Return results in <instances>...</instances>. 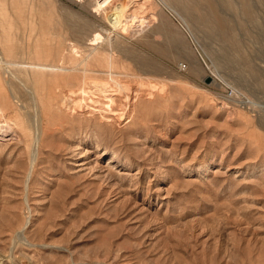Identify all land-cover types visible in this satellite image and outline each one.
Here are the masks:
<instances>
[{"label":"rangeland","instance_id":"1","mask_svg":"<svg viewBox=\"0 0 264 264\" xmlns=\"http://www.w3.org/2000/svg\"><path fill=\"white\" fill-rule=\"evenodd\" d=\"M13 1L11 41L87 57L79 86H98L71 117L44 95L62 85L24 73L44 98L34 165L23 110L0 109V264H264V0H146L118 29L40 0L52 37L23 35L39 10Z\"/></svg>","mask_w":264,"mask_h":264},{"label":"bare ground","instance_id":"2","mask_svg":"<svg viewBox=\"0 0 264 264\" xmlns=\"http://www.w3.org/2000/svg\"><path fill=\"white\" fill-rule=\"evenodd\" d=\"M77 1L89 2L92 5H94V11L95 12L102 11L106 16V19L110 22L109 24H111L113 28L118 29L121 27V25H123L122 22L124 20L123 18L125 14L127 12H130V14H132L133 12H135V10L137 11V8L138 9L143 8L145 6L146 0H77ZM150 2L151 0L149 1V3ZM49 3H44V2L41 3L40 0H33V2L30 4V8L32 10L37 8L39 12H37V15H35V17H33L34 22H32L33 20L31 17H24V19L23 17L22 18L20 17L22 19V23H20L19 27L22 28L23 35L31 36L30 34L33 33L38 34L39 32V34H41L48 32L51 35V37L53 36L52 35L53 28L55 26L54 13H53L54 8ZM44 5H47V7H44ZM20 6H23V2L14 3L13 1L12 5L10 6L5 5L4 7H2L3 11L2 13L0 12L2 14V16L0 17V88L1 90L4 91L5 94L4 101L1 102L0 100V109L3 110L4 115L6 114L4 112L5 111L8 112V110L11 109L10 108L11 106H15L23 110V113L22 112L19 113L20 115H23V117H21L22 119H19L20 122L16 120L14 125H16V127L20 129L24 139L26 140L27 145L30 146L32 165H34L38 158L41 142L43 141V138L46 135L45 131L41 129V120H40V111H39L41 107L40 106L41 101L44 100V98L42 95L43 93H40L39 91L37 92L36 87L34 85L32 86V82H33L32 79L31 80L28 79L26 75L25 77L23 76L24 73L28 74L29 76H34L35 74L36 75L42 74V77L48 76L49 78L53 79L55 83H58L57 87H60V85H62L63 89L61 91L52 89L49 92V94L51 95L50 98L48 97V93L47 94L44 93V95L46 96V98L49 99L50 102H53L57 107L62 108L71 117H75V116L83 117L86 115L89 107L87 104L88 103L87 98L90 99V97L93 96L92 98L96 99L94 97L93 90H95L94 88L97 87L98 85L92 87L90 83L84 81V86L81 87L79 86L80 85L79 81H81L79 74L81 72L86 73L87 71H89L87 70V68H85V64H86L85 62L87 61V57L81 59H75L74 57L69 55V53H67L68 55L66 54L64 55L61 54V56L56 55L58 52L56 51L55 54L52 53L54 52L55 47L53 43H50L52 41L48 42L49 40H41L36 43L35 47L31 45L30 42L28 43L27 48H25V45L18 44L16 41H11L12 26L9 25V23H7V20L9 19L10 14H12L13 16H19L20 13H23L22 11H20L21 9ZM132 7H137V8L135 9L133 8L134 10L132 11L131 10ZM41 9L43 10V12L41 11ZM18 18L19 17H17V19ZM26 49L32 55L25 57ZM5 71L6 72L8 71L7 73H9V76L10 75L11 76L9 79L5 80V84H4L2 81L3 80L2 73ZM75 84L77 85L75 86ZM91 101L89 100V102ZM93 108L94 107H92L91 109ZM13 113L16 116H18V118H20V116L18 115V111ZM3 114L1 116H3ZM10 117L11 120L12 116ZM106 119H108V117H106ZM6 121L5 123L8 122ZM23 233H24L23 231L22 232L20 231L17 234V237L21 241L27 243L26 237Z\"/></svg>","mask_w":264,"mask_h":264},{"label":"built area","instance_id":"3","mask_svg":"<svg viewBox=\"0 0 264 264\" xmlns=\"http://www.w3.org/2000/svg\"><path fill=\"white\" fill-rule=\"evenodd\" d=\"M180 68L184 70V69L186 68V64H181V65H180ZM230 94L232 95L233 92H230Z\"/></svg>","mask_w":264,"mask_h":264},{"label":"water","instance_id":"4","mask_svg":"<svg viewBox=\"0 0 264 264\" xmlns=\"http://www.w3.org/2000/svg\"><path fill=\"white\" fill-rule=\"evenodd\" d=\"M211 79V78H210Z\"/></svg>","mask_w":264,"mask_h":264}]
</instances>
